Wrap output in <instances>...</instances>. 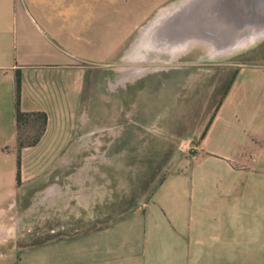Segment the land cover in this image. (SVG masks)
<instances>
[{"label": "crops", "instance_id": "0c3cea01", "mask_svg": "<svg viewBox=\"0 0 264 264\" xmlns=\"http://www.w3.org/2000/svg\"><path fill=\"white\" fill-rule=\"evenodd\" d=\"M109 2L122 14L114 22L118 32L97 39L108 23ZM139 14L134 0H0V264H264V214L226 212L242 172H252L233 163L264 158V59L239 67L203 138L190 137L194 157L175 155L148 202L108 220L81 201L87 214H77V187L91 181L82 177L91 168H77V158L124 157L134 142L124 129L114 145L102 132L78 137L75 130L76 111L95 106L105 111L107 125L102 72L139 26ZM139 44L134 39L131 50H123L126 61H134L129 54ZM93 69L99 71L94 87ZM151 74L137 69L122 79L116 109L133 112L131 130L160 122ZM145 78L146 89L136 86ZM141 110L148 111L145 122ZM26 119L40 125L19 145Z\"/></svg>", "mask_w": 264, "mask_h": 264}, {"label": "rangeland", "instance_id": "374dc122", "mask_svg": "<svg viewBox=\"0 0 264 264\" xmlns=\"http://www.w3.org/2000/svg\"><path fill=\"white\" fill-rule=\"evenodd\" d=\"M187 1L189 0H134V5L140 8L139 26L131 32L129 40L122 50H119L121 52L108 63L107 70L102 72L107 75V125L104 126L103 121L105 111L100 110L98 106L90 110L76 111L79 122L75 131L78 137L89 132L99 136L102 132L108 137L110 145L116 134L124 129V135L129 138L130 143L134 140L124 157L109 154L107 158L94 155L77 158V168H91V172L88 170V174L82 175L87 179L91 178V181L86 180L85 187L81 189L77 187V214H87L79 205L81 201L90 206L93 215H106L108 220L148 202L157 186L172 171L175 155H184L190 160L194 157V142L190 137L203 133L239 67L264 59V32L251 34L247 42L245 36H242L229 44L199 35L197 27L192 26V22L186 20L185 15L179 11L180 6ZM170 7L176 10L161 14V11ZM145 10L150 11L144 13ZM107 14L108 23L102 24L97 39L110 40L113 38L112 34L118 32V26L116 27L114 22L120 21L122 14L115 12L110 2ZM137 38L140 39V44L129 54L134 61L128 62L123 50H131L129 45ZM93 49L94 46H91V50ZM137 56L140 61H135ZM137 69L152 73L149 82L156 87L157 111L154 118L156 121L160 120L154 127H143L141 131L131 130V110L121 112L116 109L117 96L123 87L122 79H128ZM91 73L92 86H98L99 71L93 69ZM171 83L172 86H169ZM147 84L148 79L145 78L136 86L146 89ZM130 85L126 83L127 88ZM95 96L96 94L92 93L93 106L98 105L95 104ZM130 96L131 94L129 102ZM96 97L98 102V95ZM142 97L147 104V95ZM147 116V110L140 111L141 120L147 121ZM82 118H87L88 121L83 123ZM34 123L35 120L26 119L25 125L19 129V145L30 142L29 133L35 132L33 126L38 127L40 121L37 122L38 126ZM95 136L92 137L93 140L96 139ZM186 138L190 141L185 140ZM92 149L98 147L93 146ZM114 152L115 148L109 146V153ZM252 160L253 162L248 161L245 164L240 161L233 163L236 169L245 170L252 167V172H242L241 187L236 186L235 190L230 191L226 212L264 214V170L261 173L259 171L264 169V158ZM255 168L258 171H255ZM77 178L80 177L77 175ZM247 178H251L250 189ZM226 189L222 186L219 191L222 193ZM79 197L83 198L80 200ZM33 231L35 234L38 229ZM34 239L37 240L29 237L27 241Z\"/></svg>", "mask_w": 264, "mask_h": 264}, {"label": "water", "instance_id": "95a60500", "mask_svg": "<svg viewBox=\"0 0 264 264\" xmlns=\"http://www.w3.org/2000/svg\"><path fill=\"white\" fill-rule=\"evenodd\" d=\"M179 9L199 35L222 44L264 32V0H190Z\"/></svg>", "mask_w": 264, "mask_h": 264}, {"label": "trees", "instance_id": "16d2710c", "mask_svg": "<svg viewBox=\"0 0 264 264\" xmlns=\"http://www.w3.org/2000/svg\"><path fill=\"white\" fill-rule=\"evenodd\" d=\"M230 85H231V82L229 83L226 92L228 91ZM19 87H20V81H19V79L17 78V80H16V92H17V97H18V93H19ZM226 92H225L224 96L226 95ZM224 96H223V97H224ZM217 108H218V106H217ZM217 108H216V110H217ZM17 118H18V119H22V118H23V115H21V114L19 113L18 109H17ZM211 121H212V119H210V121L208 122V124H207V126L205 127L204 132L202 133L201 138H200L199 140H201V139L203 138L205 132L208 130V128H209V126H210V124H211Z\"/></svg>", "mask_w": 264, "mask_h": 264}, {"label": "bare ground", "instance_id": "6f19581e", "mask_svg": "<svg viewBox=\"0 0 264 264\" xmlns=\"http://www.w3.org/2000/svg\"><path fill=\"white\" fill-rule=\"evenodd\" d=\"M189 1H190V0H189ZM189 1H188V2H189ZM180 3H181V2H180ZM185 3H186V2H184L183 4H185ZM183 4H182V5H183ZM174 10H176V8L172 9V7H170L169 9H164L163 11H161V14H166V13H168V12L172 13ZM179 11H180V10H179ZM242 36H243V37L245 36V38L247 39V40L245 39V40H246L245 42H247L248 40H250V39H248V37L251 36V34H248V33H247V34H243V35H240L238 38H240V37H242ZM202 41H204V40H202ZM195 43H197V42L195 41ZM182 46H183V45H182ZM182 48H183V47H182ZM182 48H181V49H182ZM180 51H181V50H180Z\"/></svg>", "mask_w": 264, "mask_h": 264}]
</instances>
